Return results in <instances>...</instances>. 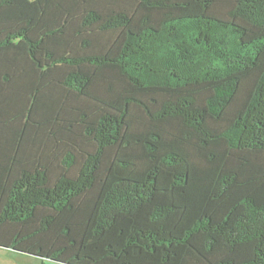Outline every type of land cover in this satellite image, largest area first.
I'll return each instance as SVG.
<instances>
[{
    "label": "trees",
    "instance_id": "16d2710c",
    "mask_svg": "<svg viewBox=\"0 0 264 264\" xmlns=\"http://www.w3.org/2000/svg\"><path fill=\"white\" fill-rule=\"evenodd\" d=\"M0 248L264 264V0H0Z\"/></svg>",
    "mask_w": 264,
    "mask_h": 264
},
{
    "label": "crops",
    "instance_id": "0c3cea01",
    "mask_svg": "<svg viewBox=\"0 0 264 264\" xmlns=\"http://www.w3.org/2000/svg\"><path fill=\"white\" fill-rule=\"evenodd\" d=\"M0 256L1 257H5L7 260H14V261H16L19 264H23V262H22L23 259L18 258V256H24V257H27V258H31L32 260H35V257L24 255V254H21V253H18V252H14V251L9 250V249H4V248H0ZM25 260H28V259H25ZM36 260H38V259H36ZM25 262H26L25 264H34V263H28V261H25ZM42 262H43V264H51V263L46 262V261H42Z\"/></svg>",
    "mask_w": 264,
    "mask_h": 264
},
{
    "label": "rangeland",
    "instance_id": "374dc122",
    "mask_svg": "<svg viewBox=\"0 0 264 264\" xmlns=\"http://www.w3.org/2000/svg\"><path fill=\"white\" fill-rule=\"evenodd\" d=\"M18 258L23 259L22 260L23 264L26 263L25 261H28V263H34V264H42L43 263L42 260L39 258H35V260H32L31 258H27L24 256H18ZM25 259H28V260H25ZM36 259H38L40 262ZM0 263L1 264H19L14 260H7L5 257H1V256H0Z\"/></svg>",
    "mask_w": 264,
    "mask_h": 264
}]
</instances>
